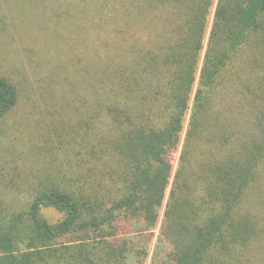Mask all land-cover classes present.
Masks as SVG:
<instances>
[{
    "label": "trees",
    "instance_id": "trees-1",
    "mask_svg": "<svg viewBox=\"0 0 264 264\" xmlns=\"http://www.w3.org/2000/svg\"><path fill=\"white\" fill-rule=\"evenodd\" d=\"M17 39L35 63L0 53V123L26 92L66 112L60 163L0 200V264H129L164 207L174 264H264V0H0Z\"/></svg>",
    "mask_w": 264,
    "mask_h": 264
},
{
    "label": "rangeland",
    "instance_id": "rangeland-1",
    "mask_svg": "<svg viewBox=\"0 0 264 264\" xmlns=\"http://www.w3.org/2000/svg\"><path fill=\"white\" fill-rule=\"evenodd\" d=\"M32 47L33 45L17 39L11 44L5 43L6 53L1 49L0 53L5 61L10 59L17 67L28 68V58L30 66L35 63L31 53ZM35 78V74L30 72V82ZM48 96L49 93L46 97ZM46 97L37 96L39 107H34L31 102L35 99L27 92L22 94L21 106L0 123V200L3 202L5 214L10 209L14 211L26 208L31 187L37 182L36 178L51 171L60 163L59 160H62V155L55 149V126L54 123L50 124L53 114L57 111L54 106L45 105ZM65 112L57 113L58 117L65 119ZM171 159L176 169L180 150L173 154ZM164 211L165 207L160 211L156 227L148 228L141 220H135L128 234H124L123 237L133 244L129 264H174L167 258L162 243ZM44 215L52 223L62 218V215L54 210H44Z\"/></svg>",
    "mask_w": 264,
    "mask_h": 264
}]
</instances>
